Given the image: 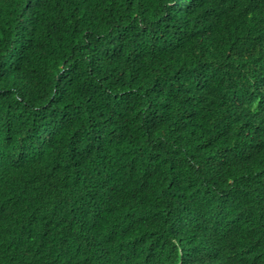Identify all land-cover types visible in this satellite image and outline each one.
<instances>
[{"label": "trees", "instance_id": "1", "mask_svg": "<svg viewBox=\"0 0 264 264\" xmlns=\"http://www.w3.org/2000/svg\"><path fill=\"white\" fill-rule=\"evenodd\" d=\"M259 57L258 0H0V264H18L4 251L31 249L47 229L73 246L75 226L121 252L142 241L171 251L165 264H262L264 184L256 200L231 186L183 196L203 142L228 154L214 160L224 174L240 161L236 177L264 182L263 127L233 124L199 142L242 100L215 63L248 66L257 93Z\"/></svg>", "mask_w": 264, "mask_h": 264}, {"label": "clouds", "instance_id": "2", "mask_svg": "<svg viewBox=\"0 0 264 264\" xmlns=\"http://www.w3.org/2000/svg\"><path fill=\"white\" fill-rule=\"evenodd\" d=\"M89 3V1H81L79 5L89 6ZM120 3L121 7L119 10L126 11L125 7L127 4H124L122 1H120ZM258 4L264 18V0H258ZM69 13L73 15L74 12L72 11ZM205 44L206 43L199 42L195 47L201 46L202 50ZM112 50L114 51L115 48ZM109 51H111L109 48H97L95 54L103 55ZM261 58L263 59L262 62H264V57H259L256 61ZM201 62H204V60H201ZM215 65L220 69H224L226 75L232 77L235 80V83L241 87H235L232 95L242 98V100L238 102L231 111H229V108L224 109L222 111V113H225L223 118L219 121H212L210 124V131L205 134L199 142H203L207 137L214 133L224 135L226 132H229L228 130L233 124H242L245 127L257 125L264 128V90L257 93L251 91V88L254 85L253 70H249L248 66L232 58L219 60ZM197 85H201V83H196V86ZM190 89L193 91V87H190ZM247 136L253 143V132L250 131ZM208 143L210 142L202 143L204 147L209 149V152L206 155H203L199 150V156L191 158L188 162V167H191L192 169L191 173L185 175V178L188 180V186L191 177L193 175L196 176L192 183H190V189L185 193L183 192L184 199H191L192 195L190 191L193 192V190L211 191L208 195L214 196L215 193H222L224 192L223 190L231 186L245 189L246 195H250L256 200L255 197H258L259 194H255L258 191H255L253 186L256 183L264 184V182H259L257 180V182L253 183V180L256 178L255 174L245 173L240 177H236L234 175L235 167H240V161H236V164H233L234 166H229V171L224 174L225 165L220 162L215 163L214 160L217 159L218 161H223L228 154L222 153L218 148H210ZM230 161H232V159ZM247 167L248 165L245 168L247 169ZM177 185L180 187L182 186V188L187 187L183 182H179ZM199 208H205V205ZM199 208L194 211H197ZM192 212L193 211H191V213ZM248 212L253 213L252 203ZM262 214L264 215V206ZM180 223L183 227L190 228L187 223ZM84 224L86 223H83V225ZM89 230L93 232V235L88 234L86 229L79 230L75 226L74 235L80 238V240H76L73 246H71L68 242L71 234L68 235L63 232L55 233L54 228L51 230L47 229L46 231H42L47 235L44 236L39 244H32L31 249L23 246L20 242H17L16 244L12 243L9 246H14L5 250L3 256L7 257V255H10L15 259L20 256L21 259L18 264H165L163 260L171 256V251H154L144 241L140 243H131L132 245L127 253L121 252L113 248L115 246L111 244V239L108 234L92 228H89ZM169 233L173 239H176L178 236L172 229H169ZM21 247H24L28 253H21L15 257L17 249ZM126 254L127 258H124V255ZM14 258L10 260H13ZM1 264H6V261L1 259ZM228 264L233 263L228 262ZM262 264H264V262Z\"/></svg>", "mask_w": 264, "mask_h": 264}]
</instances>
